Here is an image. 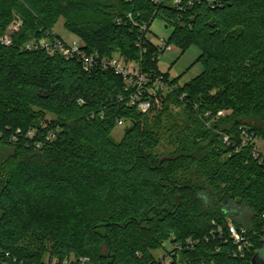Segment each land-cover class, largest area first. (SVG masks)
Segmentation results:
<instances>
[{
  "label": "trees",
  "instance_id": "16d2710c",
  "mask_svg": "<svg viewBox=\"0 0 264 264\" xmlns=\"http://www.w3.org/2000/svg\"><path fill=\"white\" fill-rule=\"evenodd\" d=\"M61 19L88 53L120 54L174 90L142 114L119 101L113 71L24 49L61 39ZM156 19L181 55L201 52L203 72L184 86L160 72L156 45L137 47L136 25ZM15 23L0 43V264H46V242L57 264H166L158 249L168 264H264V157L243 142L245 131L264 141V0H0V38ZM169 106L179 115L162 136ZM164 140L172 151H158ZM235 205L250 212L252 243L237 257Z\"/></svg>",
  "mask_w": 264,
  "mask_h": 264
},
{
  "label": "built area",
  "instance_id": "2783aa9c",
  "mask_svg": "<svg viewBox=\"0 0 264 264\" xmlns=\"http://www.w3.org/2000/svg\"><path fill=\"white\" fill-rule=\"evenodd\" d=\"M164 1V0H163ZM158 2V1H157ZM175 5H180L181 0H173ZM130 19L131 15L128 16ZM19 23L13 24L9 34H6L4 37L0 38V43L5 46H10L12 44V33L18 29ZM139 28L140 36L138 39L137 47L143 50L146 42H152L151 39V28L148 25H136ZM153 43V42H152ZM154 44V43H153ZM155 45V44H154ZM159 52H165L169 50L171 46L168 45L167 40L161 41L160 44L156 45ZM85 45L80 39L73 40L71 43L64 41L63 39L55 38L53 40H41V41H32L27 43L24 46V49L27 51H45L50 56L59 55L65 58L66 60H77L84 72L92 73L95 70L99 69L102 71H113L117 76L121 77L124 80V94L119 97L120 102H125L129 108H136V110L142 114H147L152 108V99L155 98L158 91L167 93L174 90V86L165 80L162 75L156 76L154 79L149 78L145 74L139 64L126 60L123 56H113V57H101L97 52L88 53L84 50ZM161 54L155 56V59L159 60ZM224 114H219L223 116ZM124 125V121H118V126ZM32 133L30 136L32 137ZM244 144L252 142L254 146V155L256 157L263 156L264 152H260L255 144V139L253 136L244 132ZM225 141L228 142L229 138L226 137ZM264 219V216H263ZM220 237L224 236V230L220 229L218 231ZM228 234L233 244L235 245L237 251L234 255L244 256L246 250L252 247V243L249 239L248 230L241 227L237 228L233 223L228 225ZM169 257V256H168ZM166 262V258L164 259ZM170 262V259L166 264ZM58 262L50 263L49 261L46 264H57ZM61 264H88L87 259L76 260H66Z\"/></svg>",
  "mask_w": 264,
  "mask_h": 264
},
{
  "label": "rangeland",
  "instance_id": "374dc122",
  "mask_svg": "<svg viewBox=\"0 0 264 264\" xmlns=\"http://www.w3.org/2000/svg\"><path fill=\"white\" fill-rule=\"evenodd\" d=\"M53 33L57 36H59L64 41L71 43L73 40H76L77 37L73 34L69 33L65 27H64V20L61 19L53 29ZM173 29L172 28H166V25L164 22L160 19H156L153 24L151 25V39L152 42L157 45L160 44L163 40H168V38L172 35ZM200 50L197 47H191L188 49L183 55H181V52L174 46H171L169 50H166L159 58L158 60V67L160 72L163 74H168L169 77L173 80L178 79L181 86H184L188 83H190L192 80H194L196 77H198L203 72V65L201 62H199L200 57ZM120 54H117L115 56H118ZM215 93V92H214ZM179 115V110H176L173 106H169L168 111L163 114L162 117L157 118L155 121L160 122L161 126L165 129H160V135L168 136L169 134V128H171L174 125V117L176 115ZM231 114V111H226L224 113V116ZM50 116L46 117L44 120H41V124L45 125L46 120H48ZM43 127V126H42ZM126 126L122 125L117 127L115 132L113 133V138L116 140V142H120L124 136ZM255 144L260 152H264V141L260 139L255 140ZM169 151H172L173 148L168 146V143L166 140H164L162 148H160L158 151L160 153L165 152L166 149ZM2 165L0 163V187L3 186V180L5 178V175L3 172H1ZM232 214L236 218V220H239L241 222H244L245 225H243V228L247 229L249 226L247 220L249 218L250 212L244 208V207H238V206H232ZM1 213V212H0ZM232 223V221H231ZM26 243V242H25ZM25 243H23L25 245ZM40 242H35V244ZM27 246H31L28 245ZM45 244V250H47L44 253V258L47 260L50 257V250H51V243L46 242L43 243V246ZM167 247L169 248L170 245L167 244ZM155 256L157 258H166V262L169 261L170 257H168V254L163 249H158L154 252ZM167 255V257H165ZM55 262V260H54ZM57 262V261H56Z\"/></svg>",
  "mask_w": 264,
  "mask_h": 264
},
{
  "label": "water",
  "instance_id": "95a60500",
  "mask_svg": "<svg viewBox=\"0 0 264 264\" xmlns=\"http://www.w3.org/2000/svg\"><path fill=\"white\" fill-rule=\"evenodd\" d=\"M166 28H168V27L166 26ZM253 264H257V262L254 260V261H253Z\"/></svg>",
  "mask_w": 264,
  "mask_h": 264
}]
</instances>
